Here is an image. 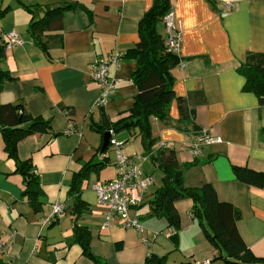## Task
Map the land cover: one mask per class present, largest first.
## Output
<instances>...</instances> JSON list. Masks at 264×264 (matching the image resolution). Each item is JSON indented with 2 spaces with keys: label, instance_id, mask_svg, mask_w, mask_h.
<instances>
[{
  "label": "crops",
  "instance_id": "1",
  "mask_svg": "<svg viewBox=\"0 0 264 264\" xmlns=\"http://www.w3.org/2000/svg\"><path fill=\"white\" fill-rule=\"evenodd\" d=\"M20 1L0 0V7L12 8L0 19V49L11 31L24 40L22 46L0 56V71L13 77L3 83L0 102L23 103L31 116L50 121L52 132L29 136L18 147L19 158L30 160L43 189L40 212H35L23 194L24 177L8 158L0 134V238L7 245L0 253V264H95L79 244L73 243L74 201L69 197L74 174L90 161L105 163L83 183L80 197L89 211L79 224L90 231V249L101 264H145L151 254L167 256L170 264L202 260L223 264L213 261L216 252L193 218L189 199L175 204L180 218L176 238L168 237L172 229H168L166 219H144L138 214L144 204L132 211L139 217L142 232L121 225L103 228L105 208L97 202L95 187L116 178L118 167L115 158L98 152L103 141L91 124L99 123L102 114L117 121L121 113L132 108L137 93L132 75L137 62L131 49L139 41V22L155 0ZM65 2L83 3L93 16L82 10L67 12L63 45L52 47L47 57L29 28L47 8ZM170 2L182 38L178 55L183 59L173 70L174 90L185 99L187 116L181 118L175 100L169 124L151 119L156 148L174 150L181 165H190L185 172L187 186L209 183L220 201L233 205L239 212L240 235L255 256L264 258V181L255 187L239 181L233 171V167H241L264 173V104L244 90L245 78L237 71L249 53H264V0ZM227 4L232 5L230 11ZM24 5L32 7L33 14ZM158 32L166 39L163 22ZM116 51L124 54L115 73L118 93L103 110L93 111L102 88L92 80L91 66ZM203 129L222 142L206 147L203 156L196 159L189 146ZM69 130L73 134L67 135ZM125 131L121 142L126 155L145 157L139 131ZM147 162H151L149 169L159 170L149 157ZM147 162L143 169L155 183ZM160 179L162 185V176ZM59 200L66 204L65 213L52 224L43 225L42 219ZM117 243L122 245L120 250Z\"/></svg>",
  "mask_w": 264,
  "mask_h": 264
},
{
  "label": "trees",
  "instance_id": "2",
  "mask_svg": "<svg viewBox=\"0 0 264 264\" xmlns=\"http://www.w3.org/2000/svg\"><path fill=\"white\" fill-rule=\"evenodd\" d=\"M25 7L33 14L32 7ZM172 8L170 0H155L153 8L139 22V41L131 49L137 62V69L132 75V82L137 88L132 108L121 113L122 117L117 121H112L106 114H102L100 122H92L91 127L101 135L102 141L107 132H113L116 135L122 130L131 133L135 130L139 131L144 145V156L149 157L162 172V185L155 192L154 200L150 202L151 214L166 219L168 229L175 231L173 233L170 230L172 238L177 237L180 229V218L175 204L177 201L189 199L193 203L191 212L193 218L198 222L214 251L218 253L213 261L220 259L226 264H264V258L255 256L240 235L237 225L239 212L233 205L220 201L215 188L209 183L200 187L187 186L185 172L190 165H181L174 150L164 146L156 148L157 140L152 135L151 119L158 118L169 124V110L175 100L179 103L181 118L187 116L185 99L176 95L173 76V70L180 66L183 59L178 54L168 51L165 38L158 32L159 23L163 22V18ZM11 10L9 6L0 7V19ZM76 10L86 12L90 18L93 16L92 10L83 3L65 2L58 7L47 8L42 18L32 20L29 28L30 35L47 57L52 47L63 45V18L67 12ZM0 56H5L4 47L0 49ZM237 71L245 78L244 90L254 93L264 104V53H249ZM12 79L9 72L0 71V92L3 83ZM49 132H52L51 122L43 117L31 116L23 103L0 102V134L4 141V149L8 158L16 164V172L24 177L23 194L28 198L35 212H40L43 208L44 192L30 160L22 161L19 158L18 147L29 136ZM109 147L103 150L102 142L98 152L105 156ZM104 163L93 161L83 163L80 171L74 174L69 189V197L74 201L73 243L79 244L83 253L95 264H101V262L91 252L90 231L79 224L81 217L89 211L88 205L81 199L80 194L84 181L92 172H99ZM233 171L241 182L255 187L263 184L264 173L241 167H233ZM116 247L120 250L121 243H117ZM145 264L170 263L167 256L151 254L147 257Z\"/></svg>",
  "mask_w": 264,
  "mask_h": 264
},
{
  "label": "built area",
  "instance_id": "3",
  "mask_svg": "<svg viewBox=\"0 0 264 264\" xmlns=\"http://www.w3.org/2000/svg\"><path fill=\"white\" fill-rule=\"evenodd\" d=\"M226 10L232 9L231 4L226 5ZM167 36L165 46L171 53L179 54L181 47V33L176 25L175 10L172 8L170 12L163 18ZM24 44L23 38L16 31L7 34L4 43L5 51H11L15 47ZM124 54L116 51L105 59H100L91 66V78L102 88V94L96 101L93 111L104 109L112 98L118 93L115 73L118 71L123 60ZM73 130L66 132L67 135L73 134ZM112 134L110 146L114 147L115 160L118 167L116 178L100 184L95 187L97 194V202L105 208L103 228L112 229L121 225L125 229H134L142 232L139 217L133 216L132 211L141 207L147 197L148 186L152 182V178L146 175L143 169V163L137 161L123 153L122 144H118L115 134ZM222 139L212 136L208 130H202L197 134L189 146V153L198 159L203 156L205 148L214 144L221 143ZM144 161L148 157H142ZM36 173V172H35ZM66 210V204L59 200L52 205L51 214L42 219L43 225L51 224L54 220L61 217ZM174 233L175 231L172 230ZM172 233V234H173ZM7 245L0 238V253H4ZM210 260L195 261L194 264H210Z\"/></svg>",
  "mask_w": 264,
  "mask_h": 264
},
{
  "label": "rangeland",
  "instance_id": "4",
  "mask_svg": "<svg viewBox=\"0 0 264 264\" xmlns=\"http://www.w3.org/2000/svg\"><path fill=\"white\" fill-rule=\"evenodd\" d=\"M126 131L122 130V131H119L116 136H115V139L118 140V144H122L121 140L123 139V135ZM120 139V141H119ZM123 153L126 155V152L124 150V144H122V149ZM107 154L110 156V158H115V151H114V147H109V150L107 152ZM131 158H134L136 159L137 161L140 160L141 163L145 164L147 161L145 160L144 161V158L142 157H137L136 155H134L133 157ZM109 160V159H108ZM151 164V162H147V169H149V165ZM149 174H153L154 175V178L156 179L155 183L152 182V184H150V189H149V192H148V196H147V199H146V202H144V205L140 208V210L138 211V214L143 217L144 219H148V218H155V216H153L151 214V207H150V202L152 200H154V197H155V192L161 187V184H160V178L162 176L161 172L159 170H154L153 167H151V169H149ZM171 234V233H170ZM169 238L172 237V235H168ZM177 252H179V250H175ZM174 251V252H175ZM218 253L215 254V256H217ZM221 261L223 264H226L225 261L223 260H215L214 262H219Z\"/></svg>",
  "mask_w": 264,
  "mask_h": 264
},
{
  "label": "water",
  "instance_id": "5",
  "mask_svg": "<svg viewBox=\"0 0 264 264\" xmlns=\"http://www.w3.org/2000/svg\"><path fill=\"white\" fill-rule=\"evenodd\" d=\"M111 136H112V134L110 132H107L104 135V139H103V150L107 149L110 146Z\"/></svg>",
  "mask_w": 264,
  "mask_h": 264
}]
</instances>
